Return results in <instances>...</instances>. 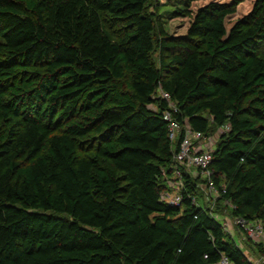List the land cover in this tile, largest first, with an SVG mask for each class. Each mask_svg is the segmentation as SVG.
<instances>
[{
    "label": "trees",
    "instance_id": "1",
    "mask_svg": "<svg viewBox=\"0 0 264 264\" xmlns=\"http://www.w3.org/2000/svg\"><path fill=\"white\" fill-rule=\"evenodd\" d=\"M240 1L170 35L152 0H0V264H252L192 202L196 181L159 199L173 165L160 86L181 124H228L217 205L264 227V0L227 29Z\"/></svg>",
    "mask_w": 264,
    "mask_h": 264
},
{
    "label": "built area",
    "instance_id": "2",
    "mask_svg": "<svg viewBox=\"0 0 264 264\" xmlns=\"http://www.w3.org/2000/svg\"><path fill=\"white\" fill-rule=\"evenodd\" d=\"M166 101V107L162 110V118L167 123V137L172 146L173 165L171 173L162 171V177L166 188L159 193L161 201L179 204L182 200V191L185 187V175L187 179L196 181V188L200 196L191 197L196 205H205L208 212L220 224L224 232L229 235L240 233L248 237L258 255V260L264 263V227L258 219H247L242 216H234L229 212L222 214L215 211L218 199L225 192V185L217 184L210 166L212 152L219 136L229 129L228 124L217 128L212 134L194 130L188 123L181 124L173 115L178 110L175 102L168 92L159 86L157 94ZM150 107L156 110L151 104ZM202 197V200H201ZM250 260V259H249ZM251 261V260H250ZM214 264H234L227 256L222 254Z\"/></svg>",
    "mask_w": 264,
    "mask_h": 264
},
{
    "label": "rangeland",
    "instance_id": "3",
    "mask_svg": "<svg viewBox=\"0 0 264 264\" xmlns=\"http://www.w3.org/2000/svg\"><path fill=\"white\" fill-rule=\"evenodd\" d=\"M158 7L159 19L164 30L170 35H181L187 30L189 23L196 10L208 3L211 0H152ZM257 0H241L233 14H230L225 19V26L228 29L237 19L249 14ZM1 41V39H0ZM264 47L261 46V50ZM217 131V129H216ZM215 131V132H216ZM213 132V133H215ZM86 150H90L92 147H86ZM87 154H92L93 151H87ZM23 163L31 161L29 158H22ZM202 200V197H201ZM227 202H219L216 212L227 214L230 206ZM220 221V219H218ZM234 243L240 247L245 256L251 260L252 264H264L261 260H258V255L248 237L243 236L240 233L230 235Z\"/></svg>",
    "mask_w": 264,
    "mask_h": 264
}]
</instances>
